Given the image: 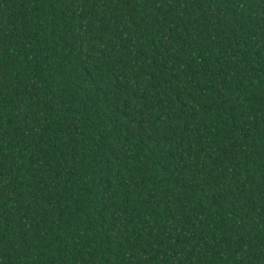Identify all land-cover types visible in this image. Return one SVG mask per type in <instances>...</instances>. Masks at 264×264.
Returning <instances> with one entry per match:
<instances>
[{"label": "trees", "instance_id": "trees-1", "mask_svg": "<svg viewBox=\"0 0 264 264\" xmlns=\"http://www.w3.org/2000/svg\"><path fill=\"white\" fill-rule=\"evenodd\" d=\"M0 264H264V0H0Z\"/></svg>", "mask_w": 264, "mask_h": 264}]
</instances>
